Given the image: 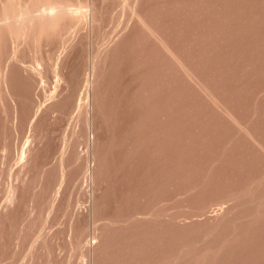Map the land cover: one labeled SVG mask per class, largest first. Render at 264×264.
I'll return each instance as SVG.
<instances>
[{"label": "rangeland", "instance_id": "obj_1", "mask_svg": "<svg viewBox=\"0 0 264 264\" xmlns=\"http://www.w3.org/2000/svg\"><path fill=\"white\" fill-rule=\"evenodd\" d=\"M0 264H264V0H0Z\"/></svg>", "mask_w": 264, "mask_h": 264}]
</instances>
